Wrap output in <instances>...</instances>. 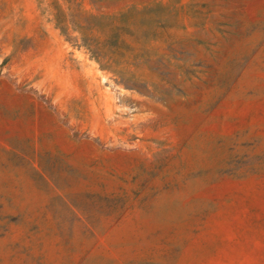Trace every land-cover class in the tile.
<instances>
[{
	"label": "rangeland",
	"instance_id": "1",
	"mask_svg": "<svg viewBox=\"0 0 264 264\" xmlns=\"http://www.w3.org/2000/svg\"><path fill=\"white\" fill-rule=\"evenodd\" d=\"M0 264H264V0H0Z\"/></svg>",
	"mask_w": 264,
	"mask_h": 264
}]
</instances>
